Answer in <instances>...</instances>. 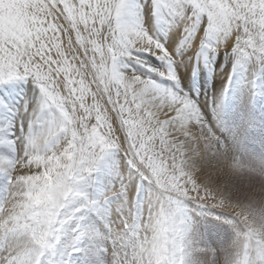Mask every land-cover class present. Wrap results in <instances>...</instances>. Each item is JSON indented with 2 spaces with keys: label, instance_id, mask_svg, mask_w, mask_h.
Here are the masks:
<instances>
[{
  "label": "snow or ice",
  "instance_id": "6c2138e0",
  "mask_svg": "<svg viewBox=\"0 0 264 264\" xmlns=\"http://www.w3.org/2000/svg\"><path fill=\"white\" fill-rule=\"evenodd\" d=\"M216 55L220 97L179 87L175 65ZM237 72L264 76V0H0V85L39 93L0 154V264H264V169L214 123ZM187 202L232 228L227 247Z\"/></svg>",
  "mask_w": 264,
  "mask_h": 264
},
{
  "label": "rangeland",
  "instance_id": "374dc122",
  "mask_svg": "<svg viewBox=\"0 0 264 264\" xmlns=\"http://www.w3.org/2000/svg\"><path fill=\"white\" fill-rule=\"evenodd\" d=\"M141 55L145 56L146 54ZM145 57L150 56L146 55ZM221 58L222 55L211 56L203 66L195 70V77L200 78V76H205L208 84L211 86L221 81L216 71L219 66L218 63L221 61L219 59ZM148 59H155L156 67H162L161 61L157 60L155 57ZM132 62L134 61L129 63ZM206 63H208V65ZM223 65L225 69L229 66L231 67V63L225 60ZM126 67L127 71L134 72L133 68H130L131 66L127 65ZM179 68L178 64L175 65V70H178L177 73L181 75ZM247 77V74L243 72H237V74L233 76L231 85L223 95L222 109L219 114L220 118L217 121L219 125H217L218 127L216 126V128H218V130L216 129V133L221 137V143L225 145L229 156L238 157L242 163L248 166L264 169V76L257 75L254 87L248 83V80H245ZM15 83H17L18 86ZM170 83L171 85L169 87H172V82ZM7 84L8 85L3 84V86L0 85V111H2V113L0 112V129L3 131L12 129L14 137L13 135L12 137H6L8 134L0 136V152L4 154L7 151L9 155H14L16 151L15 146H13L14 148L12 149H8L7 146L11 144L19 134V123L23 119V108L25 104L38 98L39 93L36 86L30 80H15ZM183 84L184 80L180 81L179 87L182 88ZM192 87L193 85L191 84V88ZM186 92L189 93V90ZM1 105H3V108ZM50 114L52 113H47L49 116L47 117L46 115L45 118L50 119L53 115ZM208 115L212 116V112H208ZM24 124L25 127H27L26 120ZM243 126L247 127L246 132L243 131ZM4 148L6 149L4 150ZM102 175L104 176V174H101L98 178L99 181L104 179ZM105 176L107 177L106 180L102 181L104 185L111 184L115 180L113 176ZM187 207L192 209L193 220L200 234L206 237L208 232L211 231L218 243L223 247H227V245L231 243L234 235L232 228L228 224L222 223L220 220L214 218V216L218 214L215 210L201 209L192 202H187ZM74 264H81L80 258H77Z\"/></svg>",
  "mask_w": 264,
  "mask_h": 264
},
{
  "label": "bare ground",
  "instance_id": "6f19581e",
  "mask_svg": "<svg viewBox=\"0 0 264 264\" xmlns=\"http://www.w3.org/2000/svg\"><path fill=\"white\" fill-rule=\"evenodd\" d=\"M164 31V33H165V35H166V28L163 30ZM146 56V55H145ZM144 55H143V57L145 58V59H147V62L149 63V64H151L152 66H154V67H156V60L155 59H151V60H149L148 58H154L153 56H150V57H145ZM209 60V59H208ZM207 60V61H208ZM219 60H221L218 64L219 65H221V64H223V62H224V58H223V56H222V58L221 59H219ZM129 62H131V60H125V64H126V66L127 65H129V66H131L130 68H133V71L134 72H136V74H139V75H142V76H145V77H150V78H152V79H154V80H157L158 82H161V83H163V84H165L166 86H170L171 85V81H166V80H164V81H162L161 80V78L160 77H158V76H156L153 72H149L146 68H144V67H141V65L140 64H138V63H136V62H132V63H129ZM210 62V61H209ZM129 63V64H128ZM161 63V62H160ZM229 63V62H228ZM207 65H208V63H206ZM179 65V69H180V76L181 77H183L182 79H181V81L182 80H184V84L182 85V89L186 92L187 90H189V94L190 95H193V96H199L202 100L203 99H205V98H212V97H220L221 96V93L223 92V86H222V80L221 81H219L218 83H215V85H213V86H211V85H209L208 84V81L206 80V77L205 76H203V77H201L200 76V78H196L195 77V75L194 74H196V72H192V73H190V72H188L186 69H185V67H183L182 65H180V64H178ZM230 65V64H229ZM161 66H162V64H161ZM158 67V66H157ZM127 68V67H126ZM162 68V67H161ZM228 69H230V66L229 67H227L225 70H228ZM176 71H178V70H176ZM195 78H194V77ZM245 80H248V77L245 79ZM13 82V81H12ZM249 83V82H248ZM16 85H17V83H15ZM19 84V83H18ZM191 84L193 85V87L191 88ZM6 85H8V84H6ZM3 86V85H2ZM18 86V85H17ZM249 86V85H248ZM35 87V86H34ZM17 88V87H16ZM28 88V87H27ZM19 89V88H18ZM31 89V88H30ZM191 90H192V92H191ZM29 92V91H28ZM26 95V94H25ZM224 95V94H223ZM224 97H226V96H224ZM222 99H223V96H222V98L219 100V110H218V115H217V119L214 121V123L216 124V125H219V124H217V121H218V119L220 118V112H221V109H222ZM3 105H1V107H2ZM3 108V107H2ZM4 108H6V107H4ZM1 113H2V111H0ZM6 112V111H5ZM19 112H20V110H19ZM207 112H212V109L211 108H209V109H207ZM7 113H8V111H7ZM13 114V113H12ZM50 115H52V114H50ZM6 116V115H5ZM17 116V115H16ZM15 116V117H16ZM49 115H47V117H48ZM210 116V115H209ZM18 117H19V115H18ZM20 117H21V115H20ZM13 119V118H12ZM20 119V118H19ZM6 120V119H5ZM7 122V121H6ZM5 122V123H6ZM4 123V124H5ZM6 127H8V126H6ZM16 127V126H15ZM218 127V126H217ZM0 128H1V125H0ZM12 128V127H11ZM217 130H218V128H216ZM215 129V130H216ZM6 130V129H5ZM6 134H8V135H6ZM6 135V137L7 136H9V137H12V135H13V137H14V133L12 132V129H7V131H3L2 129H0V136H5ZM4 140V139H3ZM2 144V143H1ZM2 147V146H1ZM14 148V147H13ZM2 149V148H1ZM6 148H4V150H5ZM11 151V150H10ZM0 154H2V152H0ZM9 154V153H8ZM11 155V154H10ZM23 171H25V172H27L28 170L27 169H25V170H23ZM103 176V175H102ZM103 180L101 179L100 181L102 182V181H104V180H106V176L104 175L103 176ZM108 182V181H107ZM5 188H6V180H5V178H4V176L3 175H0V198H2L3 197V195H4V191H5ZM90 194H92V193H90Z\"/></svg>",
  "mask_w": 264,
  "mask_h": 264
}]
</instances>
